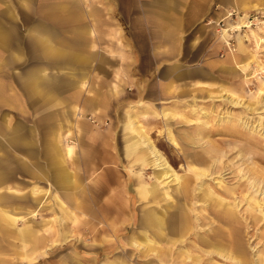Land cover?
<instances>
[{
    "label": "crops",
    "instance_id": "crops-1",
    "mask_svg": "<svg viewBox=\"0 0 264 264\" xmlns=\"http://www.w3.org/2000/svg\"><path fill=\"white\" fill-rule=\"evenodd\" d=\"M206 1L0 0L2 235H11L7 216L12 227L18 221L23 241L27 231L52 238L61 231L66 243L72 208L88 213V197L103 199L105 186L119 220L138 225L152 202L154 171L151 161L129 157L122 178L114 129L126 105L153 117L184 82H201L192 57ZM236 62L228 52L210 64L229 73ZM87 115L109 123L96 126ZM41 209L52 217H38Z\"/></svg>",
    "mask_w": 264,
    "mask_h": 264
},
{
    "label": "rangeland",
    "instance_id": "rangeland-1",
    "mask_svg": "<svg viewBox=\"0 0 264 264\" xmlns=\"http://www.w3.org/2000/svg\"><path fill=\"white\" fill-rule=\"evenodd\" d=\"M237 1L246 7H238L236 0L206 1L207 13L197 22V58L192 57L193 63L197 62V68H201L198 70L201 75L197 78L201 82H184V94L178 93V97L170 96L167 98L171 100L158 103L161 111L157 108L158 112H154L153 117H143L139 109L127 110L129 106L126 105L118 120L119 129H114L113 152L117 151L124 158L121 156V161L115 162L123 178L124 160L129 157L136 160L143 152V147L136 149L134 143L140 138L146 143L147 138L175 173L181 176L174 180L166 175L156 178L160 170L155 161H151L147 167L154 171L151 180L152 183L156 182L155 194L149 198L152 201L149 205L166 216V221L178 211L173 206L176 192L180 190L183 194V210L189 214L191 222L184 240L178 241L180 244L175 246L179 254L197 257L202 253L199 248L205 246L203 239H216L219 236L224 241L226 239L221 235L222 230L226 229L225 226L230 229L232 226V231L237 227L244 229L249 264H264V203L257 204L254 200L257 196L264 202V0ZM231 7L238 13L229 15ZM228 52L236 57V64H231L236 67L234 72L223 73L217 67H211L210 61L227 58ZM85 118L99 127L109 123L98 121L91 115ZM121 134L127 150H122L118 145L120 138L122 140ZM149 158L154 159V156L150 155ZM202 166L206 167V171L202 170ZM183 180L187 187L182 189ZM218 180L232 187L234 192L230 193L220 186ZM91 185L89 183V189ZM207 187L227 198L231 196L229 199L235 204L238 223L224 218L220 210L215 209L211 199L204 193L203 189ZM149 192L152 193L150 188ZM106 197L108 188L105 186L103 199L88 197V213L78 215L77 210L72 208V239L66 243L61 240V231L50 232L55 235L54 238L42 236V231H38L36 236L35 230L31 231L32 235L27 231L25 239L29 238L30 241H23L18 221L13 222L12 227L5 216V227L12 229L11 235H2L0 230L3 240L0 242V263L177 264L157 258L151 252L143 256L141 250L146 246L143 241L145 234L159 243L162 240L157 238L151 227L143 228L135 222L129 225L122 223ZM47 211L43 209L40 213L43 215L38 217H51L52 214ZM32 213L30 217L34 218L35 213ZM134 232L136 236L133 237ZM104 236L107 241L102 239ZM35 240L38 245H33ZM132 240L140 245L132 247ZM14 244L16 251H12ZM216 254L192 264H239ZM186 260L189 258L186 257Z\"/></svg>",
    "mask_w": 264,
    "mask_h": 264
},
{
    "label": "bare ground",
    "instance_id": "bare-ground-1",
    "mask_svg": "<svg viewBox=\"0 0 264 264\" xmlns=\"http://www.w3.org/2000/svg\"><path fill=\"white\" fill-rule=\"evenodd\" d=\"M239 2L237 0L235 2L238 7H241V8L246 7L245 4H243L241 2L239 3ZM233 12L238 13L234 8H232L231 11H230V13H229V15H232ZM127 118H129V117H127ZM131 124H133V123L131 122ZM133 125H135V124H133ZM137 127L138 126H136V128ZM136 130H138V129H135V131ZM137 133H140V132H137ZM143 138H145V136ZM140 139H137L136 142L134 143L135 144V147L137 145H140L141 147H143L142 148V151L143 152H141L137 156V159L138 160L141 159V161L142 162H145V163H148L149 161H155V165L160 170L159 172L156 173V178H159L161 175H166L168 178L171 177L170 180L179 179L181 177V176H179L178 174L175 173V170L168 164L167 160L153 146V143L150 140H148L146 138V140L148 142L143 143V141L140 140ZM149 141H150V143H149ZM173 141L175 142V140H173ZM206 150H207V148H206ZM208 153H209V151H208ZM150 155L154 156V159H150L149 158ZM201 168H202V170H205L206 171V167L202 166ZM203 175H205V174H203ZM181 181H180V183H181ZM218 181H220V180H218ZM219 184H220V186H224L228 191H230V193H233L234 192V190H233L232 187H227L226 185L223 184V182L220 181ZM155 185H156V182H153L152 186L149 187L150 190L152 191V193H154V194H155V191H154ZM183 185H184V180H183ZM201 185H203V184H201ZM217 185H218V183H217ZM186 187H187V185H184L181 188L183 189V188H186ZM162 188H164V187H162ZM203 190H205L204 193L211 199L212 203L215 206V209L218 208L224 218L230 219V221L231 220L232 221L233 220H236V222L238 223V221H237V218H238L237 216L238 215H237V212L235 211L236 210L235 209V204L232 203L230 201V199H229L231 196L229 198H227V196L225 197V196H223V194L222 195L221 194H217L210 187H207V188H205ZM167 192L168 191H166V193ZM244 193H246V192L244 191ZM176 194L177 195H176V197L174 199L175 204H173V206H175V208L177 207L178 208V211H177V213H174L173 215H171L169 217L168 221H166L165 218H164L166 216H162L160 213H158L155 210V207H153V206L147 207L144 210L143 214L141 215L138 225L139 226H142L143 228L144 227H148V228L151 227L153 229L152 231H154V234L157 236V238L159 240H162L161 241L162 243H159L155 239L150 238V237H147V234H145V237L143 238V241H144V243H145L146 246H145L144 249L141 250L143 256L144 255H147L148 253L151 252L155 257L160 258V259H164V260H170L171 263L173 261H175L177 264H186L188 262H189V264H192V263L202 262L203 259H205V258H211L212 256H214V253L215 254L217 253L216 255H218V256L221 255L222 257H226L228 259H232L233 261H237L239 264H249V262H248V256H247L246 251H245V246L246 245L244 243V235H243V230L244 229L242 230V228H240V227H239L240 229L237 227L236 229H233V231H232V226H231V229L230 228H227L225 226L226 229L225 230H222L223 232L221 234V235L225 236V239L226 240H224V241H222L221 239H219V236H217L216 239H213V238H210V239L205 238V239H203L202 241H204L205 246H204V248H202L203 246L201 248H199V250L202 253L200 255H198L197 257H194V256L191 257L188 254H185L186 256L183 255V254H179V249H175V246L177 244H180L179 242H181V241L184 240V237L186 236V230L189 229L188 227H189V224L191 222V218H190L189 214H187V212L183 210L182 203L184 204V199H183L184 197H183L182 192L180 190H178L176 192ZM236 195H237V193H236ZM190 196H192V195H190ZM253 196H255V195H253ZM262 197H264V196H262ZM248 199H249V197H248ZM248 199H246V200H248ZM254 200L256 201L257 204L264 203L260 199H258L257 196L254 198ZM249 203H250V201H249ZM184 206H186V205H184ZM201 207H203V206H201ZM262 207H264V205H262ZM262 209H264V208H262ZM197 211H199V210H197ZM214 212H215V210H214ZM216 212H218V211H216ZM254 213H256V212H254ZM262 213H264V212H262ZM254 218H255V215H254ZM257 220H259V219H257ZM168 224H169V226H168ZM135 233L136 232L132 233V236L133 237H134ZM28 235H29V233H28ZM102 239L104 241H107L108 240L107 238H105V236L102 237ZM130 245L135 248V247H138V245H140V243H138L135 240H132L131 243H130ZM180 252H182V251L180 250ZM186 257L189 258L188 261L186 260ZM208 263H209V261H208ZM209 264H218V263L212 262V263H209Z\"/></svg>",
    "mask_w": 264,
    "mask_h": 264
}]
</instances>
